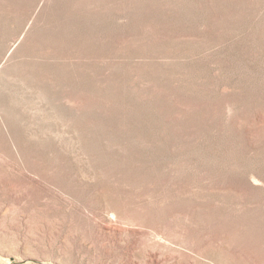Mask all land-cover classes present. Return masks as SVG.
Instances as JSON below:
<instances>
[{
    "label": "rangeland",
    "instance_id": "1",
    "mask_svg": "<svg viewBox=\"0 0 264 264\" xmlns=\"http://www.w3.org/2000/svg\"><path fill=\"white\" fill-rule=\"evenodd\" d=\"M0 264H264V0H0Z\"/></svg>",
    "mask_w": 264,
    "mask_h": 264
}]
</instances>
